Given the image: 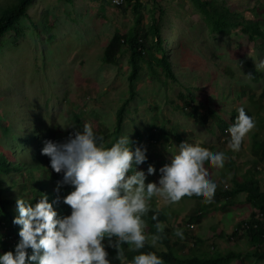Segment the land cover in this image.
I'll use <instances>...</instances> for the list:
<instances>
[{"label":"rangeland","instance_id":"obj_1","mask_svg":"<svg viewBox=\"0 0 264 264\" xmlns=\"http://www.w3.org/2000/svg\"><path fill=\"white\" fill-rule=\"evenodd\" d=\"M208 1L228 8L236 27L212 32L192 0H139L137 12L126 1L115 7L110 0H32L26 15L0 38V155L8 168L0 171V197L33 204L36 193L46 194L49 202L67 194L71 186L54 191L56 182L40 150L45 140L63 141L85 123L106 146L128 134L132 147L146 149V160L156 169L148 175L149 164L136 165L145 171L146 183L157 180L158 169L181 142L224 151L222 168L204 165L217 185L210 205L198 198L165 205L153 197L149 209L174 210L167 215L170 229L185 233L178 239L182 258L232 253L228 264H264V242L256 249L244 233L252 214L264 223V211L246 203L244 191L229 198L219 194L251 177L256 180L251 187L264 190V69H255L264 59V0ZM18 2L0 0V17ZM249 23L259 31L253 38L242 30ZM130 34L145 50L134 65L127 42L117 36ZM109 46L118 49L114 64L103 60ZM162 55L172 77L164 72ZM125 102L121 129L113 137L117 111ZM240 107L255 126L233 151L218 120L228 128ZM194 111L213 112L216 119L207 115L202 123ZM6 207V219L13 221L15 205ZM53 207L60 216L70 212L62 200ZM199 211L207 217L198 224L192 219ZM155 225L146 223L145 233H156ZM1 227L0 239L18 236L5 223ZM106 250L111 264H120L112 248L106 245Z\"/></svg>","mask_w":264,"mask_h":264},{"label":"clouds","instance_id":"obj_2","mask_svg":"<svg viewBox=\"0 0 264 264\" xmlns=\"http://www.w3.org/2000/svg\"><path fill=\"white\" fill-rule=\"evenodd\" d=\"M255 69H264V59L255 64ZM236 111L226 129L227 147L233 151L239 150L243 137L255 126L243 107ZM40 151L49 158L50 168L62 173L54 191L59 192L62 185L71 186V190L52 202L46 194H40L34 204L17 197L18 215L12 222L20 226L18 236L12 233L6 237L14 250L0 249V264H111L106 245L116 250L120 264H163L154 251H137L146 241L156 246L160 239L159 221L155 234L145 233L143 217L149 211L150 199L157 197L165 205L182 198L210 202L217 185L209 179L204 165L222 168L226 158L224 151L181 142L169 162L158 169L157 180L146 183L145 171L136 168L147 159L146 149L132 147L128 134L106 146L88 123L63 141L45 140ZM154 171L149 164L147 174ZM61 200L70 207L67 215H58L53 207ZM156 215L153 212V220ZM171 235L183 239L179 229ZM122 244L136 253L131 259L124 256Z\"/></svg>","mask_w":264,"mask_h":264},{"label":"trees","instance_id":"obj_3","mask_svg":"<svg viewBox=\"0 0 264 264\" xmlns=\"http://www.w3.org/2000/svg\"><path fill=\"white\" fill-rule=\"evenodd\" d=\"M32 0H19L18 4L13 7L10 10H7L1 17H0V38L9 30L12 29L14 24L18 22L20 18L26 15V8L30 4ZM193 3L201 10V12L205 15L207 22L209 23L211 27V31L216 34H223L228 30V28H235L238 21H235L232 19V16L230 15V12L228 8L219 7L217 5H212L208 0H192ZM127 4H131V8L133 11L137 12V6L139 5V0H126ZM233 21V22H232ZM252 23H249L247 26L243 25V32L249 37L253 38L255 35L259 33L257 29V25H251ZM118 38L124 39L127 44L130 51V56L132 57L131 62L132 65H134L135 61L134 59L137 57H143L144 53V46L137 44V41L134 39L135 37L132 36V34L128 36L123 35H117ZM118 55V49H115L114 47H107L104 50V57L103 60L105 63L114 64L116 62V57ZM160 61L164 63L163 69L165 74L168 77H172V72L168 66V64L165 61L164 55H162ZM134 76V74H131V79ZM132 94V92H130ZM127 102V101H126ZM126 102L123 103V105L118 109L116 120H115V128L112 132L113 137L118 135L119 130L121 129L123 117L122 113L124 111ZM250 115L249 113H247ZM211 115L213 119H216V116L213 112H209L206 115L200 114L198 111H194L192 113V116L194 118H197V120L202 121V123L206 122V116ZM237 113L231 115V122L234 121ZM251 116V115H250ZM219 128L224 132L227 129V125L225 122L218 120ZM264 152V150H263ZM44 163L48 169V172L50 174V177L54 182L61 179L62 173H57L53 171L49 166V158L45 155L44 157ZM145 164H153L154 162L151 160H145ZM7 163L5 162V158L0 155V171L7 172L8 168L6 167ZM253 184L256 180H254L252 177L250 180L246 179L244 182H241L240 184H235L236 189H232L230 192L226 191H220L219 194L223 195L225 197L228 196H234L237 192H246V203H249L252 205L253 208L256 210L264 211V190L263 192H259L256 187H251L250 185ZM69 185H62L61 190H67L69 189ZM37 194V193H36ZM36 194L34 196V200H38L39 195L36 197ZM214 198V196L212 197ZM229 198V197H228ZM227 198V199H228ZM33 200V202H34ZM15 205V201H9L6 198L0 197V229L1 223H5V226H7V230H19V225L14 224L12 221H9L6 219L7 213H10V211L7 209L6 206L9 205ZM34 204V203H33ZM207 205H210L209 202L206 203ZM59 210H62V206H57ZM153 212H156V220L152 219ZM254 215H251V219L244 223V225H248L249 228L244 230L245 236L248 238V241L255 246L256 249L260 247L264 242V223H262L259 220L254 219ZM146 223L150 224H156L157 221L160 222V224H164L165 228L158 233L160 236V239L157 241V244H159L161 247L159 249H155L154 246H151L148 242H145V247L137 250V251H154L157 256L161 258L163 261V264H228L230 262V259L234 257V254H226L224 256H211V257H200V255H192L191 257L182 258L178 251L182 250L183 245L180 243L178 239L175 241H172L171 238H169V234L173 232L175 229H170V221L166 217L165 213L160 209H149L148 213L143 217ZM194 223H200L201 215H198L195 219L193 218ZM6 221V222H5ZM9 227V229H8ZM176 229L181 230L180 228L176 227ZM192 229V228H191ZM155 232H152L151 234H154ZM183 233V232H182ZM168 234V235H167ZM185 234V233H183ZM167 235V236H166ZM1 238V236H0ZM10 243L6 240L0 239V249L5 251L14 250V248ZM122 249L124 250V256L127 259H131V257L136 254L134 251L130 250V246L126 244L121 245ZM114 254L116 255V250L112 248ZM259 251H255L254 254L257 256L262 255V253H258Z\"/></svg>","mask_w":264,"mask_h":264},{"label":"built area","instance_id":"obj_4","mask_svg":"<svg viewBox=\"0 0 264 264\" xmlns=\"http://www.w3.org/2000/svg\"><path fill=\"white\" fill-rule=\"evenodd\" d=\"M124 1H126V0H110V3L112 6L119 7L124 3ZM248 228H249V226L245 225V230Z\"/></svg>","mask_w":264,"mask_h":264},{"label":"crops","instance_id":"obj_5","mask_svg":"<svg viewBox=\"0 0 264 264\" xmlns=\"http://www.w3.org/2000/svg\"><path fill=\"white\" fill-rule=\"evenodd\" d=\"M181 200H182V201H179V202H176V203H180V204H182V203H183V199H181ZM196 208H197V207H196ZM150 209H153V208H150ZM160 210H161V209H160ZM163 212H164V211H163ZM164 213H165L166 217L168 218V215H170V216H171V215H172V216L174 215V214H173V213H174V210L171 209V210H169L168 213H167V212H164ZM201 213H202V211H199V212H198V214H201ZM167 214H168V215H167ZM204 216H205V215H204ZM204 216L201 217L200 222H201L205 217H207V215H206L205 217H204ZM170 222H171V221H170Z\"/></svg>","mask_w":264,"mask_h":264}]
</instances>
